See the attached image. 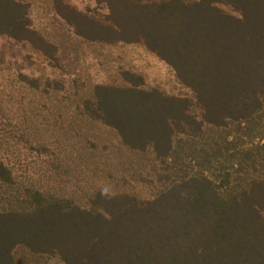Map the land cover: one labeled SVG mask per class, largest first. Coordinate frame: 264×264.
I'll list each match as a JSON object with an SVG mask.
<instances>
[{
	"label": "rangeland",
	"instance_id": "374dc122",
	"mask_svg": "<svg viewBox=\"0 0 264 264\" xmlns=\"http://www.w3.org/2000/svg\"><path fill=\"white\" fill-rule=\"evenodd\" d=\"M126 1L0 0V264H264V0Z\"/></svg>",
	"mask_w": 264,
	"mask_h": 264
},
{
	"label": "trees",
	"instance_id": "16d2710c",
	"mask_svg": "<svg viewBox=\"0 0 264 264\" xmlns=\"http://www.w3.org/2000/svg\"><path fill=\"white\" fill-rule=\"evenodd\" d=\"M127 5L128 2L126 0H124ZM169 7L172 5V3L167 4V3H161L159 5L153 6V5H139L136 4L134 2H131L129 4V6L131 7H136V9L139 8V10H147L149 8H153L156 7L157 10L163 9L164 7ZM149 13V12H148ZM147 13V14H148ZM151 20V17L149 18ZM141 22H143V19H140ZM162 22V21H161ZM161 25L164 26V23H161ZM144 23L141 24V26ZM147 25H150L148 23V21L146 22ZM115 27L114 29H119L122 30V24L120 23H114ZM151 26V25H150ZM154 26V25H152ZM166 59V58H165ZM168 60V59H166ZM169 61V60H168ZM170 62V61H169ZM171 63V62H170ZM172 65L174 63H171ZM176 71L178 70V67L176 68ZM263 92H257L256 93V97H258L259 94H262ZM260 101L256 100L249 104H235V105H230L229 107H223V111H219V109L216 106H208L206 104H203V108H204V112H203V121L205 123H208L210 126L214 127V128H218V127H225L230 123H238V122H249L251 123L252 126H254V130H255V138H257L258 140H262L263 143L260 145H256L257 147H261L262 149L264 148V107H262L261 103H259ZM220 108V107H219ZM221 110V109H220ZM263 158H264V153L262 154ZM238 172H241L242 170L238 169ZM254 172H257L256 169H254ZM257 183V182H256ZM239 187V186H238ZM240 192H238L236 190L235 194H233V197H231L232 199H237V197H244L246 195V190L245 189H239ZM230 198V196H229Z\"/></svg>",
	"mask_w": 264,
	"mask_h": 264
}]
</instances>
